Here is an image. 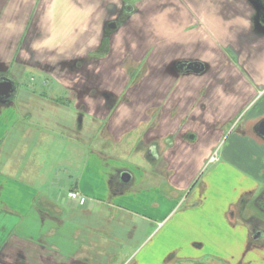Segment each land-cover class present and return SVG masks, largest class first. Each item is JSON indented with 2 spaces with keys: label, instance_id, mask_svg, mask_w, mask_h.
Here are the masks:
<instances>
[{
  "label": "crops",
  "instance_id": "0c3cea01",
  "mask_svg": "<svg viewBox=\"0 0 264 264\" xmlns=\"http://www.w3.org/2000/svg\"><path fill=\"white\" fill-rule=\"evenodd\" d=\"M5 78L0 264H264V0H0Z\"/></svg>",
  "mask_w": 264,
  "mask_h": 264
},
{
  "label": "rangeland",
  "instance_id": "374dc122",
  "mask_svg": "<svg viewBox=\"0 0 264 264\" xmlns=\"http://www.w3.org/2000/svg\"><path fill=\"white\" fill-rule=\"evenodd\" d=\"M30 74H32V72L30 71ZM20 80V79H19ZM18 80V85L21 86L22 81L23 80ZM45 115H56L55 112H53L50 109H47L46 111H44ZM219 149V148H218ZM217 149V150H218ZM215 158H217V155L215 153L214 155ZM212 164V161L208 162L201 170L200 175H202L205 171H208V167ZM209 165V166H208ZM264 191L262 190V193ZM261 190H259V192L257 193V195L255 196V198L250 200V208L254 210L255 207V201L257 200V198L262 194ZM262 206V205H261ZM254 207V208H253ZM261 215H263L264 217V206H262V211H260ZM147 238V236L143 235V234H136V264H138V262H141V264H148L149 261L151 260V257L153 254H155L158 258L160 257V252L156 249H153V254L151 253L152 250V245H153V241H151L150 239H147V241L145 243H143V241ZM127 242V241H125ZM128 243V242H127ZM143 243V244H142ZM130 248L133 246L132 241L131 243H129ZM126 246V247H125ZM125 246L122 245L121 242H116V243H112L109 245V251L111 253H115V257L113 259H109V257H107V259L109 260H105L107 261L109 264H121L123 263L126 259H127V255L128 252L127 251H122L121 248H127V245L125 244ZM213 247H211L209 250H205V251H201L199 253V258L196 260H191V261H180V260H175L174 258V254L172 253L171 255H169L166 258H169L172 256V260L173 262L171 264H236L237 262L234 261V259L229 258V256L225 253V251H213L212 249ZM157 251V252H155ZM93 251H88L89 254H91V258L92 260L96 263L99 264L100 262L102 263H106L105 261H102L101 258L102 256H98V253H92ZM212 253H216V254H220L222 257H226L228 258L229 261L226 260H222L220 258H218L217 256H213ZM238 254V248H235L233 251V255H237ZM249 255V254H248ZM264 254L260 253L259 256V260H261V258H263ZM198 256V255H196ZM99 258V259H98ZM250 258V257H249ZM175 260V261H174Z\"/></svg>",
  "mask_w": 264,
  "mask_h": 264
},
{
  "label": "water",
  "instance_id": "95a60500",
  "mask_svg": "<svg viewBox=\"0 0 264 264\" xmlns=\"http://www.w3.org/2000/svg\"><path fill=\"white\" fill-rule=\"evenodd\" d=\"M260 1V0H258ZM116 22H112L110 26H115ZM14 90V83L12 80L5 78L0 81V97L5 98L8 97L12 91ZM261 130L264 134V121L261 123Z\"/></svg>",
  "mask_w": 264,
  "mask_h": 264
},
{
  "label": "built area",
  "instance_id": "2783aa9c",
  "mask_svg": "<svg viewBox=\"0 0 264 264\" xmlns=\"http://www.w3.org/2000/svg\"><path fill=\"white\" fill-rule=\"evenodd\" d=\"M215 157H213V159H214ZM73 196H77V193H71Z\"/></svg>",
  "mask_w": 264,
  "mask_h": 264
},
{
  "label": "flooded vegetation",
  "instance_id": "af4514ba",
  "mask_svg": "<svg viewBox=\"0 0 264 264\" xmlns=\"http://www.w3.org/2000/svg\"><path fill=\"white\" fill-rule=\"evenodd\" d=\"M2 79H0V81H1Z\"/></svg>",
  "mask_w": 264,
  "mask_h": 264
}]
</instances>
